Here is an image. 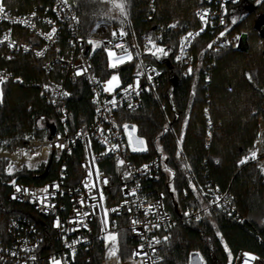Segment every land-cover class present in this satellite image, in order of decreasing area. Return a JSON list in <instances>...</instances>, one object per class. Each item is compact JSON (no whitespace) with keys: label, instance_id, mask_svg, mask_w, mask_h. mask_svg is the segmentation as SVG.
Masks as SVG:
<instances>
[{"label":"built area","instance_id":"2783aa9c","mask_svg":"<svg viewBox=\"0 0 264 264\" xmlns=\"http://www.w3.org/2000/svg\"><path fill=\"white\" fill-rule=\"evenodd\" d=\"M123 1V14L116 13L115 19L98 16L83 33L79 16L68 0H51V5L45 8L35 7L28 11H12L4 0H0L4 9L0 12V60L11 61L29 55L41 61V69L46 74H51L59 67L62 75L59 82L52 84L39 80L26 82L7 67H0V76L6 77L5 81L38 88L41 96L55 110L62 128L60 132L45 138L27 135L25 146L10 152V156H5L8 151L2 149L0 142V160L11 161L15 172L25 168L36 171L46 166L51 156L58 166L55 178L50 181L22 183L14 177L5 182L10 188L8 199L28 207L30 217L13 218L5 232L0 230V264H53L54 260L60 264H77L79 256L94 247L95 240H102L108 246L106 235L113 233L117 239V234L122 230L128 231L132 239L131 258L123 261L116 255L107 257L101 264H162L168 229L181 223L191 225L205 216H227L237 218L239 222L244 221L237 214L233 194L216 182L208 183L203 189L195 187L200 194L197 197L199 204L190 202V205L180 207L175 196L173 177L166 170V157L159 155L146 162H138L133 154L141 152L132 151L127 139L133 124L124 120V117L138 111L145 94L164 80V69L147 62V55L154 56L160 62L169 58L172 69L176 67L184 77H190L195 72L192 56L195 41L208 33L211 36L209 45H212L208 46V53L226 48L239 50L244 34L231 32L233 20L237 14H242L244 6L257 5L262 0H203L204 5L196 11L197 27L180 37L177 48L172 50V56L161 43V32L145 35L142 51H134V45L126 33L130 24L129 0L127 8ZM155 12L156 0H150L146 20L151 21ZM205 13L202 21L198 14ZM52 28L56 32L52 39H48L47 34ZM188 33L193 36L185 41ZM150 38L152 43H149ZM89 41L99 44V47L89 44ZM157 48H163L168 55L157 52ZM106 49L118 56L131 54L134 62L129 79L121 82L112 92L104 91L107 80L96 74L92 60L96 52L106 53ZM37 52H43V55L38 56ZM199 64L203 62L199 61ZM213 67V63L206 61L204 72L207 79ZM108 69L114 68L108 65ZM78 71L81 74L77 75ZM83 81L90 88L93 118L86 131L79 130L71 134L67 124L70 112L65 102L69 95L67 85ZM129 85L136 91L129 89L125 92L124 89ZM113 99L117 102L115 107L110 103ZM204 114L208 129L206 144L209 146L213 140L210 109L206 108ZM257 124L258 132L253 144L257 158L249 159L248 162L264 169V115L258 117ZM124 125L129 126L127 131ZM77 143L84 145L85 157L80 162L79 179L73 183L71 179L74 177L68 171L64 156L69 155ZM112 145L118 147L110 151ZM120 160L124 161L123 165L119 163ZM161 185L166 189H160ZM17 187L26 191L17 192ZM46 187L47 193L42 191ZM217 197L219 201L213 203ZM46 227L49 235L43 231ZM73 241L77 242L73 244ZM245 260L248 264H264L262 255L245 249L238 250L229 264H244Z\"/></svg>","mask_w":264,"mask_h":264},{"label":"trees","instance_id":"16d2710c","mask_svg":"<svg viewBox=\"0 0 264 264\" xmlns=\"http://www.w3.org/2000/svg\"><path fill=\"white\" fill-rule=\"evenodd\" d=\"M77 12L82 32L85 33L101 11L96 0H68ZM12 11H28L35 7L45 8L51 0H4ZM204 5L203 0H156V12L151 21L146 17L150 11V0H129L130 24L126 33L134 51H142L145 35L162 33L161 43L167 51L175 50L180 37L197 27L196 11ZM264 15V0L257 4L254 13L244 12L235 16L232 33L244 32L248 37L246 50L222 49L208 53L211 41L208 33L202 34L194 43L192 56L195 72L184 77L174 67L160 64L152 55L146 56L164 69L161 85L144 96L141 108L127 114L124 120L136 127L139 138L145 141V152L133 154L138 162H146L164 155L167 170L173 177L175 196L184 208L199 199L191 190V180L199 189L210 182H216L222 189L233 194L237 214L244 219L227 216L209 217L191 225L179 224L168 229L166 249L162 264H189L194 252L201 254L204 264H229L230 255L245 249L264 257V169L256 164L239 162L254 151L257 137V120L264 115V39L256 27L257 18ZM175 25V27H170ZM262 41V45L258 41ZM96 74L108 79L113 73L121 81L129 79L134 62L108 69L107 55L98 51L92 58ZM202 61L203 64H199ZM206 61L214 67L207 79L204 69ZM0 67H7L14 75L25 79L59 82L61 70L57 67L51 74L41 69V61L32 56H23L11 61L0 60ZM251 75V80L248 78ZM228 88L232 90L229 91ZM3 95L0 103V142L4 151H14L25 146V136H39L48 131L52 136L62 130L57 114L40 90L32 85H19L12 81L2 84ZM65 102L70 117L68 129L71 134L86 131L93 118L91 92L88 84L67 85ZM210 109L213 122V140L208 146V129L205 117ZM49 127L53 128V132ZM85 157L81 143L73 146L72 152L64 156L69 173L77 182L80 176V162ZM8 160H0V230L5 232L9 221L18 216H29L30 209L8 199L10 188L5 182L17 177L22 183H43L55 178L57 163L52 162L44 179L46 166L36 171L23 169L12 175L4 171ZM160 189H166L161 185ZM49 235L48 228H43ZM219 233V235H218ZM227 246V247H226ZM133 243L129 232L117 234L116 255L123 261L131 258ZM109 256V247L102 240H95L94 247L79 256L77 264H101Z\"/></svg>","mask_w":264,"mask_h":264},{"label":"snow or ice","instance_id":"6c2138e0","mask_svg":"<svg viewBox=\"0 0 264 264\" xmlns=\"http://www.w3.org/2000/svg\"><path fill=\"white\" fill-rule=\"evenodd\" d=\"M118 7H119V10H120L121 14H123V13H124V5H123V4H120V5H118ZM3 11H4L3 6L0 5V12H3ZM33 15H34V14H33ZM198 15H200V19L203 21V20L205 19L206 13H205V14H198ZM13 22H16V21H13ZM233 23H235V20H233ZM170 27H175V25H171ZM201 31H203V28H201ZM55 32H56V29H55V28H52L51 32L47 34V38H48V39H52V38H53V35L55 34ZM123 34H124V33H121V35H123ZM113 35H115V33H113ZM196 35H199V33H196ZM223 35H224V33L222 32V33H221V36H223ZM192 36H193L192 33H188V36L185 37L184 40L187 41V40H188V37H192ZM5 39H7V37H5ZM149 43H152L151 38L149 39ZM89 44H94L95 47H99V44H96V43L93 42V41H89ZM117 47H119V45H118ZM153 47H155L154 44H153ZM209 47H212V45H209ZM106 50H107V49H106ZM107 51H108V55H109L110 57L113 56V55H115L111 50H107ZM156 51L159 52V53H162L164 56H167V55H168V53H167L163 48H157ZM125 52H127L126 49H125ZM36 55H38V56H42V55H43V52H37ZM153 55H155V53H153ZM127 58H128V59H131V54H127ZM177 59L179 60L180 57H177ZM123 62H124L123 57H121L117 62L112 63V64H111V67L115 68V67L117 66V63H123ZM189 72H191V69H189ZM79 74H81L80 71L77 72V75H79ZM248 78L251 80V75H249ZM149 79H151V77H149ZM5 80H6V77H4V76H0V84H3V83L5 82ZM137 84H138V81H137ZM118 86H119V79H118L117 76L114 75V76H112V78H111L110 80H108V81L106 82V87L104 88V91L112 92V91H114V88H115V87H118ZM129 89H131V90H133V91H136V89H135L132 85H129L128 88L124 89V91H125V92H128ZM2 95H3V94H2V91H0V103H2ZM64 95H68V94H67V93H64ZM137 95H139V92H138V91H137ZM110 103L113 105V107H115L117 102L115 101V99H113L112 101H110ZM130 106H131V105H130ZM128 127H129L128 125H124V128H125L126 131L128 130ZM135 131H136V129H135V126L133 125L132 128H131V131L128 132V135H129V144H130V145L133 143V136H132V134H133ZM135 144L138 145V146H134V147L132 148L133 151H145V150H146L145 147H142V146L144 145V141H143V140H139V139H137V140L135 141ZM60 147L62 148L63 145H60ZM117 147H118L117 145H112V148L109 149V150H110V151H111V150H115ZM257 151H259V150H257ZM25 154H26V153H25ZM37 154H38V153H37ZM256 158H257V152H256V151H253V152H251L250 156H246V157H245L244 159H242L239 163H240V164H244V163L248 162L249 159H256ZM119 163H120L121 165H123V164H124V161H123V160H120ZM145 167H147V166H145ZM166 170H167V169H166ZM11 172H12V165H9V173L11 174ZM91 175H92V172L90 171V172H89V177H91ZM97 176H99L98 171H97ZM104 183H105V184L107 183V180H106V179L104 180ZM13 184H15V181H13ZM55 187L58 188L59 186L56 185ZM93 187H95V185H93ZM16 191H17V192H21V191H26V190H22V189H20L19 187H17V188H16ZM42 191L45 192V193H47V192H48V188L46 187V188L43 189ZM13 198L15 199L16 197L14 196ZM44 199H47V197H45ZM219 199H220V198L217 197V198H216V201H213V203H217V202L219 201ZM42 202H43V201H42ZM81 203H83V201H81ZM218 206H219V205H218ZM113 211H115V209H113ZM77 214H78V215L80 214L79 211H78ZM85 215H86V214H85ZM198 219H199V217H198ZM133 223L135 224V223H137V222H136V221H133ZM57 226H59V222H57ZM218 235H219V233H218ZM109 237H110V240H111L112 243H113V246H112V248H111L110 251H109V256H110V257H115V256H116V248H115L116 236H115V235H112V234H109ZM165 239H166V238H165ZM76 242H77V241H73V244H75ZM157 243H159V241H157ZM70 247H71V246H70ZM226 247H227V246H226ZM73 251H74V250H73ZM247 255H248V254H245V256H247ZM33 259H35V257H33ZM252 259H255V257H252ZM53 264H60V262L54 260V261H53ZM244 264H248V261L245 260V261H244Z\"/></svg>","mask_w":264,"mask_h":264},{"label":"rangeland","instance_id":"374dc122","mask_svg":"<svg viewBox=\"0 0 264 264\" xmlns=\"http://www.w3.org/2000/svg\"><path fill=\"white\" fill-rule=\"evenodd\" d=\"M96 1L99 3L100 9H101V11L99 12V16H105V17H109V18H113V19H115V18H116V13L121 14L118 5L123 4V3H122V0H96ZM123 2H124V4L126 5V8H127L128 0H124ZM124 10H125V9H124ZM126 10H127V9H126ZM238 34L241 35V34H245V33L240 31L239 33H236V35H238ZM246 34H248V33H246ZM258 44L261 46V45H262V41L259 40V41H258ZM112 52H113V51H112ZM113 53H114V52H113ZM114 54H115V53H114ZM106 55H107V59H108V65H111L112 63L117 62L121 57H123L124 62H123V63H117V66L115 67L116 69H117L118 67H121V66H123V65H126V64H128V63H130V62L132 61V56H131V59H128V58H127V55H125V56H118V55L115 54V55H113V56L110 57V56L108 55V52H106ZM115 68H114V69H115ZM114 75L118 77V79H119V86H120L122 81H121L120 75H119L118 73H113V74H112L108 79H106V80H107V81L110 80V79L112 78V76H114ZM0 91H2V94H3L2 84H0ZM2 98H3V97H2ZM49 129H50L51 132H53V131H52V130H53L52 127H49ZM135 129H136V127H135ZM130 131H131V130H130ZM130 131H129V132H130ZM48 133H49L48 131H43L39 136H35V135H32V136H34V137L45 138V137H49V134H48ZM26 136H27V135H26ZM26 136H25V137H26ZM132 136H133V143H132L131 145L129 144V147H130L131 150H132V148H133L134 146H138V145L135 144V141H136L137 139H139V140H143V139H141V138L138 137L136 131L132 134ZM24 139H25V138H24ZM127 139H128V143H129V135H127ZM143 141H144V140H143ZM1 145H2V143H1ZM1 147H2V146H1ZM142 147H145V148L147 149V146H146V144H145V141H144V145H143ZM15 151H16V149H15L14 151H11V153H12V152H15ZM132 151H133V150H132ZM145 151H146V150H145ZM145 151H135V152H145ZM11 164H12L11 161H7L6 165H4V166H5V167H4V171H5L7 174H9V175H12V174L16 173L13 167H12V172H11V174L9 173V165H11ZM190 185H191V190L193 191L194 195L197 196V197H199V196H200V194H199V190L196 189V188H198V187L195 185V183H193L192 180H191V182H190ZM195 187H196V188H195ZM263 222H264V221H261L260 223L263 224ZM109 234L114 235L113 233H109ZM109 234L106 235L105 239H106V243H107V245H108V247H109V251H110V249H111L112 246H113V243H112V241L110 240ZM115 248H116V241H115ZM231 257H232V256L230 255V260H231ZM189 264H204V260H203V258H202V256H201V254H199L198 252H194V253H192Z\"/></svg>","mask_w":264,"mask_h":264},{"label":"water","instance_id":"95a60500","mask_svg":"<svg viewBox=\"0 0 264 264\" xmlns=\"http://www.w3.org/2000/svg\"><path fill=\"white\" fill-rule=\"evenodd\" d=\"M244 10L249 14L254 13L257 10V6L253 4H248L244 6ZM256 27L259 29L260 35L264 39V15L258 16ZM247 48H248V37L246 34H244L241 39L239 50H246ZM160 64H163L168 68H172V64L169 58L161 60ZM52 162H53V156H51L48 164L46 165L45 171L42 174H37L35 177L38 179H44L49 173Z\"/></svg>","mask_w":264,"mask_h":264},{"label":"bare ground","instance_id":"6f19581e","mask_svg":"<svg viewBox=\"0 0 264 264\" xmlns=\"http://www.w3.org/2000/svg\"><path fill=\"white\" fill-rule=\"evenodd\" d=\"M46 148H44V153H46ZM10 155H12L10 152H8V154H6L5 156H10Z\"/></svg>","mask_w":264,"mask_h":264},{"label":"flooded vegetation","instance_id":"af4514ba","mask_svg":"<svg viewBox=\"0 0 264 264\" xmlns=\"http://www.w3.org/2000/svg\"><path fill=\"white\" fill-rule=\"evenodd\" d=\"M257 6V5H256ZM245 12V10H244V8L242 9V13H244Z\"/></svg>","mask_w":264,"mask_h":264}]
</instances>
